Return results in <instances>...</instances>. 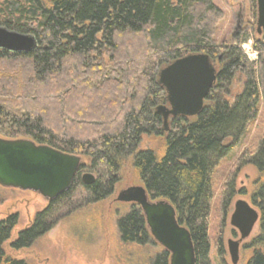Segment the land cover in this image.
<instances>
[{
    "label": "trees",
    "instance_id": "1",
    "mask_svg": "<svg viewBox=\"0 0 264 264\" xmlns=\"http://www.w3.org/2000/svg\"><path fill=\"white\" fill-rule=\"evenodd\" d=\"M250 1L256 8V0ZM222 16L212 0H0V27L33 36L37 43L30 53L0 50V138L27 139L84 156L96 176L84 186L83 165L69 190L36 214L11 249L32 247L61 218L60 210L70 207L78 190L88 204L111 196L121 163L131 157L149 197L168 201L188 229L195 264H211V177L245 134L264 96V36L253 39L257 57L249 61L242 45L250 40L251 28L240 30L230 45L215 42ZM195 54L208 56L217 71L202 111L193 118L170 119L160 160L153 152H139L142 136H162L163 120L156 112L166 106L160 70ZM5 65L11 67L10 75L4 74ZM237 74L244 78L242 91L230 101ZM228 139L232 145L225 146ZM249 164L264 177V140ZM252 203L260 215L253 244L262 252L248 264H264V186ZM17 223V215L0 222V264H26L5 260L3 245ZM117 226L122 243H152L136 205ZM153 264H169L168 253L158 254Z\"/></svg>",
    "mask_w": 264,
    "mask_h": 264
},
{
    "label": "rangeland",
    "instance_id": "2",
    "mask_svg": "<svg viewBox=\"0 0 264 264\" xmlns=\"http://www.w3.org/2000/svg\"><path fill=\"white\" fill-rule=\"evenodd\" d=\"M212 1L223 13L216 26L215 42L219 45H230L234 35L240 30L246 31V28H251L250 40L242 45V51L249 61H255L257 55L253 51L252 42L253 39L261 40L264 33L260 35L256 33L257 9L253 7L252 2ZM104 62L107 63L108 59ZM15 67L18 68L17 65ZM4 74H11L10 66L7 65ZM20 78L22 79L21 76ZM243 81L242 75L235 76L229 88L230 101L241 93ZM17 85L20 88L21 83ZM16 93L18 95V92ZM169 121L170 119L167 131H163L162 125L161 137L142 136L138 151L153 152L160 160L165 153V135L168 132ZM263 140L264 96H260L256 117L249 124L245 134L215 168L211 177L212 200L208 228L211 264H231L227 243L229 240L240 239L237 230L229 223L235 202L243 200L259 213L252 199L264 186V177L249 164V159L256 153ZM224 145H232V140H226ZM80 158L82 165L85 166L81 175L89 173L96 177L87 169L90 160L84 156ZM118 177L119 181L112 195L98 203H86L83 192L78 190L70 201V207L60 210L61 218L53 228L40 237L32 247L18 251L10 248L11 243L20 232L32 225L36 214L43 211L48 203L35 193L0 187V222L12 215L18 217L10 240L3 245L5 260L24 261L26 264H153L156 256L164 251L160 245L153 240L151 244L143 246L125 244L121 242L118 233L119 219L127 215L131 209L130 204L117 202L118 194L127 188L143 185L133 168L131 157L121 163ZM258 236L259 222L251 235L240 243L237 264H248L255 253L262 252L259 246L253 244Z\"/></svg>",
    "mask_w": 264,
    "mask_h": 264
},
{
    "label": "water",
    "instance_id": "3",
    "mask_svg": "<svg viewBox=\"0 0 264 264\" xmlns=\"http://www.w3.org/2000/svg\"><path fill=\"white\" fill-rule=\"evenodd\" d=\"M256 31H264V0H256ZM37 48L33 36L10 32L0 27V50L9 53H30ZM217 71L208 56L195 54L169 64L158 74V84L166 94V106L156 112L167 131L169 119L193 118L200 114L204 101L216 82ZM79 156L61 153L27 139L0 138V187L41 196L47 203L66 193L82 167ZM84 186L92 185L95 177L84 173ZM117 202L136 205L145 219L152 240L169 255V264H195V253L188 229L182 226L174 207L166 200H153L144 186L121 191ZM259 213L247 202L238 200L230 216V226L240 239L227 243L231 264L239 260L240 243L246 240L259 222Z\"/></svg>",
    "mask_w": 264,
    "mask_h": 264
}]
</instances>
